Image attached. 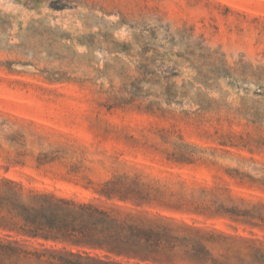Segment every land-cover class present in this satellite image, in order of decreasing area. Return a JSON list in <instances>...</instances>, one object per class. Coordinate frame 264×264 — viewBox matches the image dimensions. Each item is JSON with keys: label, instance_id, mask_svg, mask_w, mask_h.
Here are the masks:
<instances>
[{"label": "rangeland", "instance_id": "obj_1", "mask_svg": "<svg viewBox=\"0 0 264 264\" xmlns=\"http://www.w3.org/2000/svg\"><path fill=\"white\" fill-rule=\"evenodd\" d=\"M108 96L142 110L108 111ZM175 143L206 162H167ZM261 143L264 0H0V177L104 206L94 190L123 172L264 200V188L231 178L264 179ZM15 151L24 164L4 173ZM39 154L58 159L38 166ZM142 211L264 238L228 219Z\"/></svg>", "mask_w": 264, "mask_h": 264}, {"label": "trees", "instance_id": "obj_2", "mask_svg": "<svg viewBox=\"0 0 264 264\" xmlns=\"http://www.w3.org/2000/svg\"><path fill=\"white\" fill-rule=\"evenodd\" d=\"M111 44L115 52L131 49L124 43ZM165 94L171 99L177 95L170 91ZM135 102L133 97L108 96L103 106L108 111L142 110ZM220 145L253 152L247 145L232 141ZM261 148L264 143L257 150ZM197 153L195 146L175 143L166 160L178 165L205 163ZM22 157L20 151L14 156L6 152L2 157L4 173L23 165ZM57 159L39 154L35 160L42 166ZM231 178L239 184L264 188V179L241 174ZM94 192L112 205L27 189L1 176L0 264H264V238L230 235L195 222L142 211L156 208L205 220L228 219L264 233L263 199L234 195L225 187L189 186L184 181L161 183L126 172L102 181Z\"/></svg>", "mask_w": 264, "mask_h": 264}]
</instances>
